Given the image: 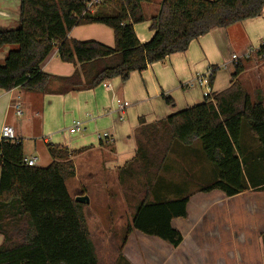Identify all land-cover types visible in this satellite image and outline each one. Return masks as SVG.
Returning a JSON list of instances; mask_svg holds the SVG:
<instances>
[{
	"label": "trees",
	"instance_id": "obj_1",
	"mask_svg": "<svg viewBox=\"0 0 264 264\" xmlns=\"http://www.w3.org/2000/svg\"><path fill=\"white\" fill-rule=\"evenodd\" d=\"M86 1L19 0L17 26L0 30V48L16 46L0 64V90L44 93L50 80L64 91L90 89L116 77L125 81L132 72L185 51L191 40L212 28L260 16L264 4V0H161L149 19L152 35L140 42L134 25L146 21L142 4L152 0H104L91 12L86 11ZM88 24L110 28L114 45L68 37L73 27ZM53 49L60 61L74 65L70 76L41 69ZM255 56L264 64V44ZM243 70L238 61L229 86L205 95L200 103L149 124L140 119L134 131L135 155L120 172H127L131 165L155 176L152 168L158 169L177 143L185 150L196 146L215 167L214 179L202 185L200 192L218 190L230 197L247 190L248 184L264 190V175L254 180L249 174L240 139L246 128L261 151L257 159L264 162V98L259 91L253 98L243 88L238 79ZM161 99L174 106L170 96L162 94ZM45 148L51 162L46 167L28 166L20 140L0 139V264H98L83 204L75 202L65 186L75 175L73 157L87 148L69 150L54 143ZM155 187L156 195L164 199L153 195L152 200L140 201L126 234L135 230L176 247L182 235L172 221L186 218L189 196L175 192L172 189L177 186L169 183ZM119 258L121 264H129Z\"/></svg>",
	"mask_w": 264,
	"mask_h": 264
},
{
	"label": "crops",
	"instance_id": "obj_2",
	"mask_svg": "<svg viewBox=\"0 0 264 264\" xmlns=\"http://www.w3.org/2000/svg\"><path fill=\"white\" fill-rule=\"evenodd\" d=\"M156 2L158 11L161 0ZM18 7L19 0H12V2L0 0V30L17 26ZM157 11H152V14L155 15ZM151 17H146L143 25H134L135 35L140 42L147 41L152 35L149 31ZM103 26L88 24V31H90L88 33L98 34L100 43L112 47L114 45L112 30ZM74 30L75 28H72L69 31L68 37L73 38L71 32ZM262 44H264V14L227 27L212 28L191 40L185 51L171 54L163 61L152 63L141 72H132L125 81L116 77L105 80L90 89L64 91L56 80H50L44 93L25 92L20 88L0 90V128L3 125L11 126L15 139L20 140L22 146L23 140L31 138L33 141L41 140L45 147V144L52 142L49 140L51 138L54 144L69 150L87 148L85 151H97L94 153L98 157L96 161L92 160L88 163V180L98 178L100 173L97 171L114 172V178L118 180V170L135 155L134 131L138 128L139 120L142 119L149 124L177 110L200 103L207 95V88L199 85L196 78L203 77L208 71L217 69L209 85V93L219 92L229 86L233 66L241 61L244 70L238 77L239 81L241 83L245 79L251 81L256 87L250 95L255 98L254 92L259 91L260 96L264 98V64L255 60L257 58L255 51ZM14 48H16L14 45H5L0 48V62H3L6 53ZM41 69L55 76H70L75 67L71 63L60 61L56 50L53 49L41 64ZM258 72L262 75L259 76ZM162 94L173 99V107L164 103L161 99ZM116 99L125 101L128 105L118 110ZM18 100L21 104L20 115L15 113L13 107ZM55 107H61L64 116L65 113L72 118L77 116L76 118L82 122L83 129L77 133L68 134L67 137L60 134L66 139H59V133L47 126L51 109ZM23 116L25 118L20 119ZM98 132H107L109 137L99 140ZM254 142L248 145L247 140H241V147L247 156L246 162L250 166L249 174L251 178L257 180L264 175V162L257 159L261 151L256 141ZM193 148L197 151L189 153L199 154L198 148L196 146ZM23 153L25 158L36 156V153L26 154L24 150ZM184 154L188 156L187 152ZM48 158L47 163L51 162L49 156ZM197 168L198 170L201 168L202 174L205 175L208 164L202 163V166ZM69 194L74 199L78 193ZM188 194V192L185 193L189 196L186 218L172 221V227L181 233L182 241L173 247L156 237L146 236L135 230L128 234L125 232L126 236L116 241L119 245L118 255H121L124 262L129 264H169L170 262L174 264H264V190L260 185L253 187L248 184L247 190L230 197L218 190L198 191V198L194 202L192 196ZM215 207L220 209L221 214L217 211L210 216V211ZM131 218L132 216L127 222H123L125 231ZM204 219L205 227L200 226ZM209 220L212 223H209ZM101 222L98 220L95 226L101 228ZM224 231H226L227 242L230 241V245L233 246L234 253L223 256L217 251V245L221 240L220 233ZM99 239L103 240L102 237ZM2 242L3 236L0 235V245ZM212 245L211 250L209 248L207 252L204 251L198 255L197 259L190 260L194 246L201 251L203 246Z\"/></svg>",
	"mask_w": 264,
	"mask_h": 264
},
{
	"label": "rangeland",
	"instance_id": "obj_3",
	"mask_svg": "<svg viewBox=\"0 0 264 264\" xmlns=\"http://www.w3.org/2000/svg\"><path fill=\"white\" fill-rule=\"evenodd\" d=\"M9 1L12 2V0ZM156 3V0H154L151 3L142 4L143 12L145 13L144 15H146L147 18L154 15L152 14V11H157ZM138 24L143 25L145 24V21ZM74 28L75 30L71 32V37L84 41L93 40L100 42L99 37L97 36L98 34L88 33L90 32L88 31V25H79L73 27V29ZM255 60H258L257 62H262L257 58ZM0 64H3V62H0ZM260 75L262 74L259 73V76ZM241 84L249 94H251L254 90L253 88L256 87L248 79L242 81ZM76 117L77 116H74V118H72L66 113L64 116L62 108L55 107L54 109H51L47 126L49 129L56 130L59 135L63 134L67 137L69 136L67 129L71 124L72 119L79 120V118ZM24 118L25 116L21 117L20 119L23 120ZM61 138L66 139L64 136L60 135L59 139ZM240 139L242 141L247 140L248 145H251V142L255 143V140L250 134H248L246 128H243L241 131ZM49 140L52 141L51 143L54 141L51 138ZM182 146L183 145L176 143L173 146L174 149H172L171 154H169L168 158H166L162 165L156 170L152 168L151 171L155 173V176L149 173L145 174L144 171H141L138 166H134L133 168L131 165H129L126 168L128 171L125 173L118 170V180L114 178V172L106 173L104 171H97V169H95L97 173H100V175L97 176L98 178H95L94 180H88V163L92 160L93 162L96 161V158L98 157L95 156L94 153H97V151H84L73 159L76 176L66 181L65 186L69 193L76 192L78 193L77 195H82L85 193L89 200V203H83L82 211L87 229L91 236L98 264L122 263L118 255L119 245L116 243V241L120 240V238L123 239L126 236L123 222H127V220L130 219L136 205L140 201L152 200L153 197L158 194L157 187L155 186L164 185L165 183H169L171 186H177L181 189L176 187L172 190L175 192L182 191L184 194L188 192V195L192 196V201L194 202L198 198L197 193L200 187L214 179L213 172L215 167L206 161L202 152L199 151V154H190V151L196 152L197 150L195 148L185 150L182 148ZM180 149H183L184 153L187 152L188 156L185 154L182 155ZM23 150L26 154L36 153L35 155L38 158L37 165L40 167H46L50 163V161L47 163V159L49 158L48 155H46L47 153L41 140L33 141L31 138L23 140ZM202 163L208 164V169L205 175L202 174L203 172L201 171V168L200 170L197 168V166H202ZM131 167L132 169H130ZM151 186H154L153 190L151 189ZM160 190L161 193L165 194L166 189L161 188ZM155 199H164V196L159 194L156 195ZM219 210L220 209L215 207L210 211L209 215H214L217 211L218 214H221ZM98 220L102 221V225L99 223V225L102 226L101 228L95 226V223ZM205 222L206 220L204 219L200 226L205 227ZM209 223L212 222L209 220ZM220 235L221 240L217 245V251H219V254L223 256L224 254H233L234 249L233 246L230 245V241L229 243L227 242L228 239L226 236V231H224V233H220ZM99 237H102L103 240L99 239ZM212 247L213 245L210 247L203 246L200 251L199 249L197 250L196 246H194L190 260L192 258L197 259L196 257H198V255L204 251L207 252L209 248L211 250ZM169 264L174 263L170 262Z\"/></svg>",
	"mask_w": 264,
	"mask_h": 264
},
{
	"label": "built area",
	"instance_id": "obj_4",
	"mask_svg": "<svg viewBox=\"0 0 264 264\" xmlns=\"http://www.w3.org/2000/svg\"><path fill=\"white\" fill-rule=\"evenodd\" d=\"M104 0H87L85 2V7H86V11H93L97 6H99ZM261 14H264V4L261 8ZM233 58H235V56H233ZM212 74V71H208L206 73V75H204L203 77H198L196 78V82L199 85H203L204 87L207 88V94H209V77ZM106 87H108V85L104 84ZM20 102L19 100L16 101L13 104V107L15 109V113L17 115L21 114V107H20ZM116 105L118 107V110H122L124 107H126L128 105L127 102L123 101L121 102L120 100L116 99ZM82 128V122L79 120H74L72 121V123L70 124V126L67 129V132L69 134H74L77 133L79 131H81ZM109 137V134L107 132H98L97 133V138L99 140H104L106 138ZM0 139H5V140H14L15 139V134H14V130L11 126L9 125H3L0 128ZM24 163L28 166H35L37 163V157L36 156H32V157H28V158H24L23 159Z\"/></svg>",
	"mask_w": 264,
	"mask_h": 264
},
{
	"label": "water",
	"instance_id": "obj_5",
	"mask_svg": "<svg viewBox=\"0 0 264 264\" xmlns=\"http://www.w3.org/2000/svg\"><path fill=\"white\" fill-rule=\"evenodd\" d=\"M74 201L83 204V203H88L89 200L86 195H77L74 198Z\"/></svg>",
	"mask_w": 264,
	"mask_h": 264
}]
</instances>
